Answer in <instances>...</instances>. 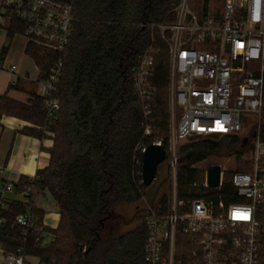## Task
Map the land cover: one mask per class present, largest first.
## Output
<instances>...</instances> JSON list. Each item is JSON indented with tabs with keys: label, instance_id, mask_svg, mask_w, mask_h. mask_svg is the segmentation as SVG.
<instances>
[{
	"label": "trees",
	"instance_id": "obj_1",
	"mask_svg": "<svg viewBox=\"0 0 264 264\" xmlns=\"http://www.w3.org/2000/svg\"><path fill=\"white\" fill-rule=\"evenodd\" d=\"M72 5L69 42L61 55L63 70L57 97L60 109L50 126L53 145L47 167L33 177L21 176L13 193L20 199L6 198L0 208V249L4 253L18 248L46 264H145L143 248L146 230L142 215L139 223L120 234H111L118 216L113 208L138 204L149 186L139 183L141 167L134 162L138 142L151 144L154 138L168 136V53L158 25L171 23L173 6L179 0H57ZM199 2V0H194ZM210 0H204L207 5ZM222 6L223 0H214ZM25 24L12 18L6 24V42L0 50V64L12 36ZM156 50L152 79L156 90L150 103L157 135H144L141 104L133 93L132 73L140 57ZM25 52L45 76L57 55L27 44ZM11 115L36 126L47 124L42 99L33 95L30 105L0 96V115ZM47 127V126H46ZM23 132L44 137L40 128L25 127ZM259 135L264 140V106ZM251 138V135L248 139ZM245 148L237 135L212 134L189 139L178 148L177 185L180 196H211L225 204L237 200L231 184L232 173L224 174L219 190L203 193L200 186L204 171L194 167L212 154L232 153ZM243 150V149H242ZM140 159V156H139ZM247 164V162H244ZM164 162L158 164L157 170ZM249 167L235 171H246ZM30 187L25 198L20 194ZM55 202L59 221L55 228L44 229L54 235L45 246L35 241L33 228L23 230L15 224L16 215L30 207L36 225H41L44 210L38 206L42 194ZM166 207V196L162 198ZM264 210V205H263ZM106 234H103V231Z\"/></svg>",
	"mask_w": 264,
	"mask_h": 264
},
{
	"label": "built area",
	"instance_id": "obj_2",
	"mask_svg": "<svg viewBox=\"0 0 264 264\" xmlns=\"http://www.w3.org/2000/svg\"><path fill=\"white\" fill-rule=\"evenodd\" d=\"M179 0L172 8L171 23L158 25L168 53V136L151 143L164 148L169 190L147 200L141 196V215L146 230L143 248L145 264H264V140L259 135L264 106V0H223L211 8L210 2ZM12 18L25 24L21 32L27 44L57 55L45 76L37 80L47 124L46 134L60 109L57 97L62 76L63 54L70 37L71 3L57 0H0V25ZM156 50L149 48L132 73L133 93L141 104L144 135L151 133L150 103L156 90L152 79ZM15 65L9 70L15 72ZM24 78V77H23ZM257 117L255 130L246 144L249 169L233 171L231 184L237 200L225 204L211 196L183 197L177 185L178 148L192 138L212 134L238 135L248 118ZM47 126V127H46ZM146 144L134 148V162L141 167ZM140 156V159H139ZM221 167V166H220ZM0 168V173H2ZM143 184L140 172H136ZM207 184L206 171L200 186L203 193L219 190ZM11 181L0 182V208L5 207ZM32 193L30 187L20 194ZM166 196V207L162 204ZM140 207V206H139ZM47 207L45 208V211ZM0 218V222H1ZM30 207L16 215L15 224L33 228L35 241L45 246L54 235L34 223ZM3 252V250H2ZM2 264H46L18 248L4 253Z\"/></svg>",
	"mask_w": 264,
	"mask_h": 264
},
{
	"label": "crops",
	"instance_id": "obj_3",
	"mask_svg": "<svg viewBox=\"0 0 264 264\" xmlns=\"http://www.w3.org/2000/svg\"><path fill=\"white\" fill-rule=\"evenodd\" d=\"M6 24L0 25V50L6 42ZM26 45L27 40L21 32L12 36L0 64V96L5 95L9 99L30 105L32 96L37 94L40 67L26 54ZM11 65L16 67L14 73L9 70ZM25 127L38 128L21 118L0 115V168L3 170L0 173V182L16 183L21 176L33 177L38 170L49 164V150L53 145L51 134L39 138L23 132ZM17 198L20 199L19 195L13 192L7 194L8 200ZM49 199L53 201L49 194H42L38 206L45 211L46 201ZM56 210L58 211L57 206ZM55 214L44 213L43 221L50 228H55L59 220L58 214ZM3 256L0 249V264L3 263Z\"/></svg>",
	"mask_w": 264,
	"mask_h": 264
},
{
	"label": "rangeland",
	"instance_id": "obj_4",
	"mask_svg": "<svg viewBox=\"0 0 264 264\" xmlns=\"http://www.w3.org/2000/svg\"><path fill=\"white\" fill-rule=\"evenodd\" d=\"M202 0H199V3ZM191 6L195 4L194 0H191ZM211 8H214L215 5H218L215 3L214 0H210ZM259 121V118L257 117H250L247 119L245 128L243 131H241L237 136H239L240 140H242L244 137H249L253 131L255 130V124ZM151 127V126H150ZM157 130H155L153 127L151 128V133L153 135H157ZM221 136V135H220ZM248 141L246 142V144ZM245 144V145H246ZM247 147V146H246ZM241 147H235V150L232 151V153H222V154H212L206 157L203 161L196 164L194 167L198 168L199 170H206V167L210 164H218L221 166V169L225 170V173H232L238 168H244L246 166L249 167L250 161H249V153L247 148ZM244 162H247L244 163ZM169 180L167 177V169H166V162H164L163 166L159 168L158 171H156V176L149 188L147 189L146 198L147 200H153V196H160L161 194L167 193L169 190ZM47 210L46 213H56L55 215L59 213L56 210L55 203L52 200L46 201ZM141 202L139 201L138 204H120L116 205L113 208V214L114 216H118V220H116V228L113 229V232L111 234H120L126 230L132 229L139 223L138 215H141ZM140 206V207H139ZM50 208V210H49ZM55 210V211H54ZM57 211V212H56ZM44 212V213H45ZM59 221V220H58ZM51 223V221H49ZM58 224V222H57ZM52 225V224H51ZM57 226V225H56ZM103 234H106V231H103Z\"/></svg>",
	"mask_w": 264,
	"mask_h": 264
},
{
	"label": "water",
	"instance_id": "obj_5",
	"mask_svg": "<svg viewBox=\"0 0 264 264\" xmlns=\"http://www.w3.org/2000/svg\"><path fill=\"white\" fill-rule=\"evenodd\" d=\"M254 136V134H252ZM248 137L243 138V145ZM164 148L156 144H148L141 156V178L145 186L151 185L156 176L158 164L164 161ZM207 184L217 187L219 184L221 167L218 164H210L206 167Z\"/></svg>",
	"mask_w": 264,
	"mask_h": 264
}]
</instances>
